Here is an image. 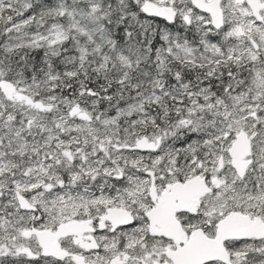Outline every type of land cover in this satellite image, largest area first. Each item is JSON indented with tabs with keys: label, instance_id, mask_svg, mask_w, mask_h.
<instances>
[{
	"label": "snow or ice",
	"instance_id": "snow-or-ice-1",
	"mask_svg": "<svg viewBox=\"0 0 264 264\" xmlns=\"http://www.w3.org/2000/svg\"><path fill=\"white\" fill-rule=\"evenodd\" d=\"M0 264H264V0H0Z\"/></svg>",
	"mask_w": 264,
	"mask_h": 264
}]
</instances>
